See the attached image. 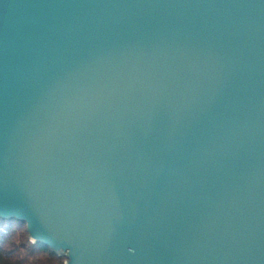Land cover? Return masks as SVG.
<instances>
[{
	"label": "water",
	"instance_id": "obj_1",
	"mask_svg": "<svg viewBox=\"0 0 264 264\" xmlns=\"http://www.w3.org/2000/svg\"><path fill=\"white\" fill-rule=\"evenodd\" d=\"M0 220L64 264H264V0H0Z\"/></svg>",
	"mask_w": 264,
	"mask_h": 264
},
{
	"label": "trees",
	"instance_id": "obj_2",
	"mask_svg": "<svg viewBox=\"0 0 264 264\" xmlns=\"http://www.w3.org/2000/svg\"><path fill=\"white\" fill-rule=\"evenodd\" d=\"M57 259L65 261L47 247L33 244L24 224L0 220V264H58Z\"/></svg>",
	"mask_w": 264,
	"mask_h": 264
},
{
	"label": "rangeland",
	"instance_id": "obj_3",
	"mask_svg": "<svg viewBox=\"0 0 264 264\" xmlns=\"http://www.w3.org/2000/svg\"><path fill=\"white\" fill-rule=\"evenodd\" d=\"M57 261H58V259H57ZM60 261V262H59ZM59 261L57 262L58 264H63L64 263V259H59ZM63 262V263H62Z\"/></svg>",
	"mask_w": 264,
	"mask_h": 264
},
{
	"label": "built area",
	"instance_id": "obj_4",
	"mask_svg": "<svg viewBox=\"0 0 264 264\" xmlns=\"http://www.w3.org/2000/svg\"><path fill=\"white\" fill-rule=\"evenodd\" d=\"M65 261H66V259H65ZM65 261H64V263H65ZM64 263H63V264H64Z\"/></svg>",
	"mask_w": 264,
	"mask_h": 264
}]
</instances>
